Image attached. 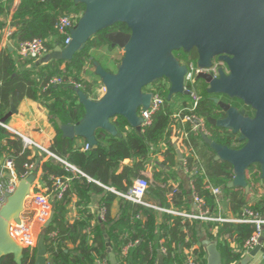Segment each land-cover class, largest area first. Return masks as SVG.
I'll list each match as a JSON object with an SVG mask.
<instances>
[{"label": "trees", "instance_id": "16d2710c", "mask_svg": "<svg viewBox=\"0 0 264 264\" xmlns=\"http://www.w3.org/2000/svg\"><path fill=\"white\" fill-rule=\"evenodd\" d=\"M13 0H8L11 6ZM84 5H76L74 0H20L13 15L12 25L15 31L10 36L14 46L23 42L40 39L46 42L50 50L56 47H64V38L60 36L55 26L59 18L66 14L82 15ZM5 12L0 7V16ZM79 20V19H78ZM0 30H3L0 22ZM110 31H128L125 25H116L108 31L94 36L85 49L76 54L72 62L52 61L44 65H38L34 69L19 70L14 59V53L3 49L0 53V121L15 105L18 108L23 102L29 101L39 104L48 113V123L55 131V138L50 144L49 150L56 156L70 162L80 171L85 173L101 185L111 187L117 192L126 193L137 178H145L149 182L147 194L154 201L156 196L159 201L157 207L164 210H175L180 213H192V189L180 183L177 187L172 184L178 166V153L173 147V139L180 135L181 123L175 115L192 113L191 97L174 96L168 100V90H160L165 99L164 106L153 115L150 127L140 134L131 129L128 123L121 117L113 120L122 139L111 136L104 130L96 132L98 146L84 151L79 143L84 145V139H65L61 130L57 127L56 118H60L64 125H75L85 116V109L80 104L74 90L68 85H58L46 88L48 81L59 76L65 81L74 79L83 83V91L93 100H99L101 94L98 89L102 82L99 77L92 81H82V74L86 64L92 60L101 64V60L92 54L102 46L109 45L105 34ZM177 59L189 65L197 63L198 54L175 52ZM121 60L116 61L114 69L103 68L114 73ZM62 66L65 68L62 70ZM204 81H197L196 91L201 98L198 108L200 115H205L206 125L211 130L212 139L230 148L240 150L244 143H240L238 136L226 129L212 127L207 117L220 119L224 112L215 104L214 98H220L207 91ZM147 91V90H146ZM228 96H223L222 102H230ZM230 104L238 110L246 109L251 116L252 109L246 107L238 99ZM240 103V104H238ZM10 121V120H9ZM9 125V124H8ZM196 146L201 152L207 153V159L203 163L206 176L213 187L220 188L223 195L220 199L221 212L228 202H237L248 205L249 200L261 201V212L264 214V181L261 185V169L258 165L251 166L247 171V182L250 192L245 189L230 188L228 181L216 174L219 166L229 165L222 161H216V153L204 142L203 136L192 134ZM5 155L14 163L18 178L23 179L28 165L36 164L43 160L44 155L39 149L25 147L22 138L15 133L0 126V156ZM162 157L163 161L157 165L154 160ZM126 160L130 164L124 165ZM153 162V163H152ZM152 164L154 165L152 167ZM195 164L192 157L187 158V168L193 171ZM150 168V170H149ZM43 180L52 190L54 179L67 176L62 166L53 159L42 163ZM154 171V172H153ZM54 178V179H52ZM205 176L193 177V186L200 198L210 207L215 214L218 213L217 198L206 187ZM95 196H100L99 204L106 209L104 220L92 214L88 207ZM146 196V198H147ZM77 199L78 219L74 223L67 220L69 207L74 199ZM119 198L118 195L107 191L97 183L89 182L86 178H74L64 197L56 203L55 216L52 225L46 230V247L49 260L52 264H100L103 261L109 263L108 243H111L114 253L121 264H158L161 245L168 251L163 256V264H187L189 256H195L197 264L206 262V250L201 244V222L186 219L172 213L160 214L156 209L146 208L120 199L122 212L119 217L112 219L109 211L111 206ZM140 216L137 222L133 219ZM161 217V223L157 220ZM94 222V223H93ZM203 229L207 231L206 237L210 241H216L222 255L224 264H237L245 256L244 247L256 231V226L250 223L240 224L226 222L222 224L207 223ZM217 229V235L213 234ZM52 232L57 233L58 243L54 244L50 238ZM160 241L162 244L160 245ZM135 244L124 257L123 249L128 244ZM264 252V238L262 239ZM233 244L237 245L234 248ZM37 249H26L22 264H35ZM1 264H17L14 257L8 256L2 259Z\"/></svg>", "mask_w": 264, "mask_h": 264}, {"label": "water", "instance_id": "95a60500", "mask_svg": "<svg viewBox=\"0 0 264 264\" xmlns=\"http://www.w3.org/2000/svg\"><path fill=\"white\" fill-rule=\"evenodd\" d=\"M84 5L85 11L71 30V43L56 47L45 59L72 62L97 34L116 25H125L128 31H111L106 39L112 47H119L124 57L117 71L112 73L95 61V75L100 78L104 95L99 100L91 99L82 89H74L80 104L85 109L84 118L75 125H64L56 118L57 127L65 139H84L90 148L98 146L96 132L104 130L115 138L122 139L113 120L121 117L131 129L143 132L144 120L140 111L150 108L153 94L146 88L168 80V100L185 96L187 65H182L175 52L198 54L197 65L209 69L218 59L227 65L228 71L220 70V77L202 73L199 81L207 84V91L216 96L238 99L254 112L215 99L222 119L207 117L209 124L217 129H226L238 136L242 149L236 150L215 142L203 135L204 142L216 153V161L228 163L234 169L230 188L250 192L247 171L258 165L261 169V185L264 181V0H74ZM18 110L11 111L1 119L6 124ZM180 158L182 154L178 151ZM34 176L21 179L13 194L7 196L0 208V264L3 258L13 256L22 264L26 250L12 236L14 223H22L26 202L32 193ZM55 207V205H54ZM55 208L44 224L45 231L36 245L35 264H52L46 247V230L53 223ZM208 264H224L216 241L202 240ZM110 264L119 263L108 243ZM262 251L257 246L237 264H251ZM158 264H163L159 255Z\"/></svg>", "mask_w": 264, "mask_h": 264}, {"label": "built area", "instance_id": "2783aa9c", "mask_svg": "<svg viewBox=\"0 0 264 264\" xmlns=\"http://www.w3.org/2000/svg\"><path fill=\"white\" fill-rule=\"evenodd\" d=\"M81 17L77 14H66L59 18L55 29L58 31L60 36L64 38V47H67L71 41V30L77 23L78 19ZM52 52L46 44L45 41L40 39H35L33 41L23 42L20 43L17 47V53L20 61L23 62H34V63H42L45 61L46 57ZM187 75L185 76V89L184 91L187 92V95L191 97V103L192 108L189 109L192 113L185 114V116H182L181 113H178L175 115V118L181 123L182 125V132L180 133L182 141L186 143V147L189 150L188 155L184 157L182 160V167L187 169V172L190 174L192 185V201L193 206L195 207L194 211L192 213H180L178 211L174 210H164L160 207L154 206L146 201V196L148 194L149 189V182L145 178H137L133 181L132 186L129 188V190L126 193H120L117 192L115 189L111 187H107L104 185H101L100 183L94 181L89 176H87L85 173L80 171L76 166L71 164L70 162L56 156L53 154L50 150L42 147L38 143L30 140L25 135H23L20 132H17L15 130H12L10 126L7 124H3L0 121V126L3 128L15 133L20 138H22L24 146L27 147H36L39 149L43 154H45L47 157L54 159L57 163H59L64 171L66 172L67 176L61 177V178H52L54 179V187L51 190L47 186L41 190H36V192L31 193L29 196L26 205L28 201H31L33 206L35 207L34 212L36 216V220L39 222L45 224L51 217V214L56 207V203L61 201L64 197L65 192L67 191L69 184L74 178L83 177L86 178L89 182L97 183L98 185L104 187L110 192H113L120 196L122 199L129 203H133L136 205H140L146 208H153L159 211H163L166 213H172L174 215L181 216L186 219H193L197 220L201 223L207 224V223H216V224H222L226 222H230L231 220L225 219L221 214V206H220V199L223 195V192L220 188L213 187L211 183L209 182V179L206 176V170L203 167V161L201 159L202 152L195 147L192 144V141L194 138L191 137L192 134H197L201 136H210L211 130L206 125V117L205 115H200L198 113V108L201 105V98L198 95V92L196 91V83L198 80V76L200 74L208 73L211 74L214 78L220 77L219 68L217 65H213L209 69H203L201 70L197 63H190L187 65ZM58 85H68L73 90L74 89H82L83 90V84L81 82H78L74 79H69V81H65L63 78L59 76L52 77L47 85L46 88H49L51 86H58ZM149 89L147 92H150L153 94V100L151 103V106L146 111H140V116L143 118V131L144 129L150 127V125L153 122V115L156 113V111L160 110L164 106L165 99L162 97L160 90L162 88L169 91L170 89V83L168 80L160 81L156 84H152L148 86ZM196 142V141H195ZM196 144V143H195ZM90 149V146L86 144L83 147L84 151H88ZM192 157L194 161V170L190 171L189 168H187V158ZM3 159H0V208L3 204H5L7 200V196L14 193L20 179L18 178L16 172L14 163L11 159H7L5 157H2ZM27 172L24 174L23 179L27 178L28 172L31 171L33 168H35L34 164L28 165ZM203 175L205 176V182L207 183V186L213 193V195L217 198V206H218V213L215 214V212L208 207L205 204V201L198 196L196 193L195 187L193 186V177L197 175ZM54 202V203H53ZM55 205V207H54ZM27 210L25 206V211ZM30 210L28 209V212ZM106 216V209H101L100 219L104 220ZM140 219V216L133 219V222H137ZM235 223L245 224L250 223L256 226V231L254 235L246 241V245L244 247V254H249L253 249H255L257 246H261L263 248L262 239L264 238V214L261 212V210L254 208L251 205H245L241 209L240 216L238 219L235 220ZM12 236L14 239L19 242H25L27 246H24L25 249H34L36 246L34 245V238L32 237V234L30 233V228L26 225V222H24V219L22 218V223L20 225L14 223L12 225L11 229ZM50 238L52 239L54 244L58 243L57 239V233L52 232L50 234ZM21 240V241H20ZM20 244V243H19ZM162 244V241H160V245ZM135 244L130 243L123 249V255L124 257L128 256L129 250L134 247ZM160 253L162 255H167L168 251L163 245H161ZM100 264H108L107 261H103ZM187 264H197L195 262V256L191 254L189 256V259L187 260Z\"/></svg>", "mask_w": 264, "mask_h": 264}, {"label": "crops", "instance_id": "0c3cea01", "mask_svg": "<svg viewBox=\"0 0 264 264\" xmlns=\"http://www.w3.org/2000/svg\"><path fill=\"white\" fill-rule=\"evenodd\" d=\"M19 2H20V0H13L12 5L8 6V0H0V7H2V10L5 12L4 15L0 16V22L2 23V26H3V30H0V53H1V51L3 49H7V50H9L10 53H14V59L16 61L17 67L21 71V70H25V69H34L38 65H44V64H47V63H45V62L34 63V62H23V61H20V59L18 57V53H17L18 45L14 46V44L10 40V36L15 31V28L12 25L13 15H14V13L16 11V8H17ZM106 34H105V38H106ZM104 47L105 46H102V47L98 48L97 50H94V54H96L95 56L98 59L101 60V64L105 68L113 69V67H115V65H112L110 62L109 63L104 62L103 61L104 58L102 59V57H99L98 52L101 49H103ZM106 48H108L109 50H117V49L119 50L120 49L119 47L113 48L112 44L110 42H109V45H106ZM94 76H95V70H94V75H92V77H94ZM98 92L101 94V97L104 95V87H103V85H101V88L98 89ZM17 110H18L17 115H14L10 119V121H8L6 124L7 125L9 124L8 126H10L12 130H15L17 132L22 133L23 135H25L30 140L38 143L42 147H44V148L49 150L50 144L53 141V139L55 138V131L48 123V113H47V111L43 107H41L39 104H36V103H33V102H29V101L23 102L17 108ZM191 141H192V144L195 147H197L196 144H195L196 143L195 139H193ZM79 146H82V148H83L85 145L82 142H80ZM173 147H174V149H176L177 153H178V151L181 152L182 159L180 158V156L178 154V156H179V158H178V166L176 168L177 176L174 179H172V184H173L174 187H177L180 183H182L185 187H188L189 189H191L192 188L191 187L192 181H191L190 174L187 172V169L182 167V160L184 159V157H186L188 155V151L189 150L186 147V143L184 141H182L180 135L177 136V137H174V139H173ZM32 148H36V147H32ZM43 155H44L43 160H41V162L36 163L34 165L35 168H33L31 171L28 172L29 174H28L27 178L30 177V176H34V178H35L34 184L32 186V193L36 192V190L37 191L41 190V189L45 188L46 186L48 187V185L43 180L44 173H43V170H42V163L45 162V161H48L49 159H52V158L47 157L45 154H43ZM2 157L6 158L5 155H1L0 159H3ZM207 157H208L207 153L206 152H202L201 159H202L203 163L205 162ZM162 161H163L162 157H158V159L154 160L153 162H154V164L157 163V165H158ZM130 162L131 161L126 160L124 162V165L130 164ZM153 166L154 165L152 164V167ZM149 170H150V168H149ZM216 174L218 176L224 178V179L226 178L228 183L233 180L234 175H235L234 174V169L230 165L217 167ZM48 188H50V187H48ZM259 188L262 190L263 186L259 185ZM148 194H149V192H148ZM119 198L122 199L120 196H119ZM120 199H118L116 202H114V204L110 208L109 214H110V217L112 219H115V218L119 217V215L122 212V204H121ZM99 200H100V196H95L93 201H92V203L88 207L89 211L92 214H94L95 216H98V218H100L99 216L101 214V209L104 208L102 205L99 204ZM146 201L148 203L154 205V206H157V202L159 201V199L156 196H154V201H153V200L150 199V197L147 196ZM77 202H78V200L75 198L73 203H72V205L69 207L67 220L70 223H74L79 218L78 217ZM248 205H251L254 208H257L259 210L262 207L261 201L259 199H253V200L251 199V200H249L248 201ZM243 207H244L243 203L228 202L226 204V208L224 210H222L221 214H222V216L225 219L227 218V219L231 220L230 221L231 223H235V220L239 218L241 209ZM194 209H195V207L193 208V211H194ZM29 210H30L29 211L30 215H33L32 216L33 218L32 217L31 218L36 220V216H35V212H34L35 209H33L31 207V209L29 208ZM157 211L161 215L166 213V212L159 211V210H157ZM157 223L158 224L161 223V217L158 218ZM206 232L207 231H205L203 229V225L201 223V225H200V233L202 235V240H207L208 239L206 237V235H207ZM212 232H213L214 235H217V233H218L217 229H213ZM109 244L111 245V243H109ZM233 246H234V248H237V245L233 244ZM111 248H112V245H111ZM244 256H246V255H244ZM206 258H207V253H206ZM251 262H252L251 264H264V252H263V250L256 256V258L252 259Z\"/></svg>", "mask_w": 264, "mask_h": 264}, {"label": "rangeland", "instance_id": "374dc122", "mask_svg": "<svg viewBox=\"0 0 264 264\" xmlns=\"http://www.w3.org/2000/svg\"><path fill=\"white\" fill-rule=\"evenodd\" d=\"M92 54L93 55H96L94 54V51L92 50ZM99 57H102L103 61L104 62H107V63H111L112 65H115L116 64V61L118 60H122L123 57H124V52L122 49H117V50H109L108 48H106V46L101 49L99 52ZM106 60V61H105ZM65 68V66L63 67L62 66V70ZM115 67H113L114 69ZM94 66H93V63H92V60H90L86 66H85V71L83 72L82 74V81H92L94 78L98 79L97 77H92V75H94ZM117 71V70H116ZM115 71V72H116ZM93 73V74H92ZM83 84V83H82ZM84 86V85H83ZM148 88H146V90H148ZM181 95H177V97H179ZM27 210L25 211V215L30 213L28 212V209L31 207L34 209L35 207L33 206V204L31 203V201H28L27 205H25ZM24 219V222H26V225L30 228V233L32 234V237L34 238V245L36 246L37 243H38V240L40 238V236L42 235V233L45 231L44 229V224L39 222L38 220H34L32 219L31 217H28V215H26ZM21 241V240H20ZM20 245H24V246H27L25 242H19ZM23 246V247H24Z\"/></svg>", "mask_w": 264, "mask_h": 264}, {"label": "flooded vegetation", "instance_id": "af4514ba", "mask_svg": "<svg viewBox=\"0 0 264 264\" xmlns=\"http://www.w3.org/2000/svg\"><path fill=\"white\" fill-rule=\"evenodd\" d=\"M181 64L182 65H184L185 63H182L181 62ZM186 65V64H185ZM213 65H217L218 66V68H219V71L220 70H222V69H224L226 72L228 71V69H227V65L222 61V62H220L218 59H215L214 61H213ZM212 65V66H213ZM198 81V80H197ZM223 96H225V95H223ZM223 96H220V98H214V102H215V99H219L220 101H222V99H223ZM231 99V98H230ZM234 99H231V100H229L230 102H225V103H227V104H232L234 101H233ZM224 102V101H223ZM242 103H244L243 101H241ZM216 105H218L217 103H215ZM238 104H240V103H238ZM243 110H246V109H243ZM224 112V111H223ZM247 112V111H246ZM225 116V113L223 114V117ZM223 117H221L220 119H222ZM26 215H28V217H32L33 215H30V213H28V214H26ZM26 215H25V210H24V212H23V214H22V218H25L26 217ZM33 218V217H32Z\"/></svg>", "mask_w": 264, "mask_h": 264}]
</instances>
